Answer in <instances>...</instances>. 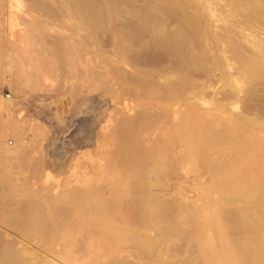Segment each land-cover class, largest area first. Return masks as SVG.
Listing matches in <instances>:
<instances>
[{
  "label": "bare ground",
  "instance_id": "obj_1",
  "mask_svg": "<svg viewBox=\"0 0 264 264\" xmlns=\"http://www.w3.org/2000/svg\"><path fill=\"white\" fill-rule=\"evenodd\" d=\"M188 2H186V0H0V25L5 23L3 21L5 18V20L13 26L16 17H19V13L26 15L25 17H31L30 22L33 21L34 24L24 29V35L28 37V40L30 39L31 43H35L34 45H36V48L40 44L41 53L39 52V48H37L38 50L36 49L40 54L43 52L48 53L49 51L47 52L45 49L47 48V50H49L48 48L51 47L50 49H55V51L58 50L57 52L60 57L61 51L63 52V47L69 50L71 49V45L68 46V44L73 43L77 47H80L81 50L85 49L87 51L86 47H89L87 53H91L93 58L90 59H94L95 56H97L96 40L98 39L99 32L105 28L106 32L102 30V35L104 32V35L107 37L106 42L110 47L112 45V50L110 51L114 49L115 52H113V54L115 53L114 56L116 55L117 58L116 64L112 65L111 68L107 65L108 68L106 69H109L112 75L114 74L113 76L117 73L116 76H118L119 80L118 78L116 79L119 82L123 79L125 85L122 87L127 96L123 95L126 99L132 96L136 97L134 99L138 101L121 102L122 108L124 110L127 109L126 112L124 111L123 113H127L129 116H122L118 119L115 118V124L111 127L112 131L110 130V133L108 132V135L106 134V138L111 140L110 143L117 144L115 145V149L117 146L120 149L119 151L117 150V152L112 151V149L114 150V144H111L112 149L110 148L109 152L111 153L112 151L115 155L113 154L109 157V154V158L104 155L106 158L103 159V156V163L96 164L95 173L89 180L85 182L82 181V184H80L77 189L72 188L66 191V188V192L62 190V193L64 192L63 194H60V191L58 193L59 196L55 199H53L54 196L50 198L46 194L47 192L45 196H42L41 192L43 190H40L41 192L39 191L38 193L41 194V196L36 194V196L31 197L30 195H32V192L28 195L30 198L25 197L27 200L24 203L23 201L20 202L21 205L14 208L9 217H5L6 219L4 218L3 220L1 219V223L17 231L20 239L23 241H30V244L34 243L35 251L23 247L20 242L15 239L6 242L1 235L0 264H208V262L211 263L214 259H209L212 255H209V258L207 257L208 255H206L205 258V252H208V254L211 253V251H206V249L208 250L212 247L210 246L211 243H217V237L218 242L221 240L225 246L227 245L225 247V251L227 252L222 253L223 249L221 250V248L220 252L222 254L228 253V256H221L218 249L219 245H216L218 248H215L214 245L213 247L215 249L212 248V252L218 249L216 250L217 253H219L218 255L227 259L226 261L223 260L225 261L222 262L223 264H264V124L260 126V128L263 126V129L258 130L259 127L256 128L251 124L249 125V123L247 125L241 124L239 120L242 115H239L240 117H236L235 115L232 120H226V122L221 124L222 127L220 126V129H215L216 126H213L216 124V121H219L220 117L218 118L217 116L218 119H216L212 117V114H209L208 103L205 100V96H207L205 91L208 89L205 88L204 90V87L200 86L201 82L198 85L196 82L197 76L195 77L198 72L203 71L202 69L205 70V68L200 67V65L204 67V64H202L199 59L206 57L205 55L208 50L206 52L202 51L204 47L201 48V44L197 40V37L203 35L204 32V36L206 37L205 41L211 42L212 39L215 42V48L213 47L214 56L219 54L222 55L226 51L227 46L224 45L226 43L234 52L233 58L239 62V64L241 63L242 71L246 72L248 75H252L253 80L256 78L253 82H258L260 85L263 83L261 86L264 87V36H262L261 32L258 30H252V27L264 29V1L239 0V3H236V7L239 8L246 5L245 10L248 12V15L244 17L241 16V19H234L233 22L229 23L232 17L239 15L233 11L231 12V20L229 19L228 21L227 19L226 23H223L227 16L222 22V18H216L217 16L213 14L214 4L211 7L206 5L209 3V0H200V3L203 4L201 8L204 6L209 13L214 15V17L210 16L212 19L216 18L215 21L218 20V22H222V25L225 24L229 28L226 30L227 27L225 28L224 26L225 29L223 28V34H218L219 36L217 38L212 37L211 39L206 33L207 30L205 31L207 27L206 23H204L206 26H203L204 20L202 21V16L196 10L195 11L199 13V15L195 14V12H193L194 9L192 12L189 11L192 9L191 7L193 5L190 4L191 6L189 7ZM122 5H125V7L127 6V10H124L126 11V15L129 16H126L125 20L122 19L124 21V28L118 27L117 24V27L111 25L114 19L117 20V11ZM195 6L193 7L195 8ZM198 9L197 7V10ZM124 10H119L120 14L123 12V15L121 14L122 16H125ZM54 17H59L60 19L68 18V23H65L70 26L72 36H65V38H58V36H55L53 39L52 35L44 33L46 29L49 30L51 26L49 20L52 18L55 19ZM53 19L51 21H53ZM21 22L19 25L22 24ZM27 23L28 25L30 24L29 19ZM227 24H229L230 27ZM199 25H202V27ZM67 28L69 34V27ZM234 28L241 31L240 33L245 29H249L248 34L245 33L244 35L242 33L245 38L241 36L248 45V49L245 47L246 45H242V42L239 43V41L236 40L235 36L238 34L235 35V32L237 33L238 31H234ZM239 36L237 37L240 38ZM100 37L99 40H101ZM25 38L20 39L19 37L20 40ZM199 39L201 41V37H199ZM241 40L242 39H240V41ZM19 42L18 40V43ZM37 42L39 44H36ZM212 43L213 42L209 44ZM26 45L27 44L24 46ZM147 45L150 46V49L153 48V51L159 47L161 50L162 48L164 50L165 48L162 47L164 45H166V49L170 47V50L168 49L169 51H165L168 52V54L170 53L171 56L175 55V58L171 57L170 54L167 55L165 52L159 54L161 56L165 54V56H163L164 58L166 55L172 59L174 58L176 67L172 59L171 64H173L175 69L171 68L169 72L166 71L169 67L164 69L166 63H164V65L163 61L169 60L168 58L161 60L163 66H160L167 72L164 74L163 72L165 71L160 73L161 71L150 70L153 66L148 68L149 70L147 68L146 70H140L139 68H132L133 70H129L127 67L129 66L130 68V64L131 67H133L135 61V57L133 56L134 58H131L133 61L130 63L128 59V55L130 56L131 54L130 52L135 51V53H138L136 50L143 47H147L146 49L148 50ZM19 46H21V44H19ZM146 49H143L145 53L147 52ZM243 49L251 53L250 58H245L243 56L241 52ZM53 50L50 51L53 52ZM139 51L141 53V50ZM210 51L213 52L211 49ZM37 52L36 54L33 53L39 56L40 54H37ZM68 52H70V50ZM104 52L107 51L104 50ZM158 52L157 49L154 53L156 54ZM111 53L112 52H110V54ZM147 53L149 54V52ZM151 53L153 52H150V54ZM48 54L45 55L48 57ZM50 54V57L52 56L53 58V53ZM67 54L64 53V55ZM71 54H73V52ZM29 55L32 56V54ZM55 56H57V53L54 57ZM39 57L43 56L41 55ZM20 59H22V57H20ZM56 59L54 62L57 61ZM34 60L35 58L33 61ZM27 61L26 63L30 62ZM197 61H200L198 62L199 64L201 63L200 65L198 64L199 67L195 65ZM39 62L41 63V61ZM78 62L80 63L81 61H77V63ZM193 62L195 63L194 67L201 68V71H193L191 68V71L196 72L194 73L195 78H193V76L191 77L189 67H186L189 69L182 68H185V64L190 66L188 64H193ZM29 64L31 65V63ZM50 64L52 65L55 63ZM127 64L128 66L126 69L131 71L128 72L130 74L124 72L122 68L123 65L125 67ZM179 64H181L180 69L182 68L184 71L177 67ZM22 65L24 64L22 63ZM26 65L24 67H26ZM30 65H28L29 67L27 68H30ZM46 66L47 68L49 67V65ZM166 66L170 65L167 63ZM192 66L193 65H191V67ZM196 67L194 70L197 69ZM16 68L17 67H15V70ZM19 68V71H21L22 67ZM50 68L52 69V67ZM102 68L104 69V67H100L101 70H103ZM93 69H95V67ZM93 69H91L92 71L89 70V75L86 74L88 78H92V80L97 78V74ZM210 69L213 70L214 67ZM234 70L236 71V69ZM10 71L12 70L10 69ZM24 71L27 70L25 69ZM113 71L115 72L113 73ZM237 71L239 72L238 69ZM61 72V76H68L64 70H61ZM70 73L73 72L71 71ZM111 73L108 75H111ZM123 73L125 74L124 77ZM16 74L20 75L19 73ZM37 74L39 73L37 72ZM21 76L23 75L21 74ZM83 76L84 75H82L81 78H83ZM77 78V80H79L80 77ZM192 78L195 81H193ZM250 78L251 76H249V79ZM160 79H162V81H160ZM107 80L110 82L109 76ZM107 80L104 81L107 83ZM115 80L112 84H117ZM221 81L222 80H220V82ZM120 83L118 84L119 86L122 85ZM202 84L205 86L206 83L204 82ZM206 85L205 87H210V84ZM107 88L109 87H105L104 89L106 90ZM248 88L250 89L249 86ZM94 89L95 88H93V90ZM111 89L112 91L115 90H113V88H110V90ZM237 89L238 87L236 85L235 90ZM135 90L141 92L138 93V91ZM245 90L248 92L247 89ZM252 90L250 91L251 94L257 91L254 89L255 92H253ZM136 92L138 95L134 94ZM219 92L216 93L218 94ZM240 92L241 90L239 93H235L240 95ZM247 92L244 93L247 95L249 94V92ZM116 93L118 92H115V95L118 96ZM213 94L215 95V93ZM123 95L121 96L123 97ZM224 96L227 97V94L223 95V97ZM242 98L239 96V99ZM230 100L233 99L231 98ZM116 103L117 102L114 104ZM118 103H120V101ZM219 103L220 102H218V104ZM230 103V105L237 107L236 102ZM132 105H134V107H132ZM220 105L222 104L220 103ZM227 106L228 105H226V108ZM133 109L138 110L136 111ZM154 109L159 111H154ZM132 110L136 112L135 115L132 114ZM152 110L153 112H151ZM211 111L214 112L216 110L211 109ZM153 114L158 117H156V120L152 119ZM207 114L211 115V117H208ZM245 117L248 118L247 115L244 116V119ZM111 118L112 117L109 116L107 120L110 121ZM161 119H165L163 122L166 121L167 127L164 126L166 125L165 123H162L164 124L163 128L167 129H161V135L159 131L158 136L160 137L156 136L154 139L149 137V139H151L147 140V138H144V135H142L144 139L140 138V135L146 130L147 125L150 124L148 133H152L154 129H156L155 122L158 120L161 121ZM221 119H224V117H221ZM245 120L242 122L246 123L247 121ZM255 121L257 120L255 119ZM158 123L156 125L160 127ZM220 123L221 120L219 121V124ZM257 126H259V124ZM160 128L158 130H160ZM158 130H155V132H158ZM164 130H166V132H164ZM153 135L152 133V137ZM110 140L105 141L106 143L103 142L105 146L108 144L110 147L108 142ZM105 152L104 150V153ZM225 152L229 153L227 154L228 157L224 156ZM200 168L203 169V173L209 175L208 181H206L207 186L203 181V186L206 187L203 189L204 192L202 197H199L200 200L202 199L199 203H197L199 198L191 201L192 197L190 199V196L183 192L188 196L187 198L190 199L189 204V199L187 200L185 196L184 198L186 200L178 196L180 192L177 193V191L181 190L182 186H179L181 189L178 188L180 182L176 183V181L181 173H184L183 176H185L186 173L189 174V172L200 174L201 171L198 170ZM119 171H121L120 173L122 174H120ZM179 172L181 173L179 174ZM48 185L49 184L46 186L45 183L46 188L51 187ZM169 187L172 188V191L177 190V195L176 193H171L172 195L168 194V192L166 193L165 188ZM153 188L159 189V192L155 189L154 192ZM14 191L20 193V195L22 193L19 192L22 191V189ZM211 203L212 205L214 204L213 210L212 206H210L211 209L209 208L212 211L206 208V204L210 205ZM7 213L9 212H6V214ZM211 216H213L214 219ZM210 217L213 219L212 221ZM203 219L207 222H204L206 224L202 223ZM1 223V227H4ZM231 231L234 232L233 234H236L234 239H229L227 236H232V233H230ZM213 232L214 234L216 232L215 235H217L214 243ZM210 237L213 239H210ZM208 238V242L211 240L212 242H209V246H207L209 248L205 247V252L203 251L201 255L199 253L201 251L200 246L204 243L207 244ZM194 241H196V246L199 245V250L194 249ZM221 243L222 242L219 244ZM222 244L220 247H222ZM195 248H198V246ZM213 256L212 258H215V253ZM216 258L217 261H219L217 256ZM214 263L212 262V264ZM220 263L221 262H219V264ZM216 264H218V262Z\"/></svg>",
  "mask_w": 264,
  "mask_h": 264
},
{
  "label": "rangeland",
  "instance_id": "obj_2",
  "mask_svg": "<svg viewBox=\"0 0 264 264\" xmlns=\"http://www.w3.org/2000/svg\"><path fill=\"white\" fill-rule=\"evenodd\" d=\"M191 1H193L194 3ZM224 1L223 0H209V3L206 4V5L211 6V7L214 4L213 5V11L215 13L213 12V14L217 16V17L215 16L216 18H219V17L222 18L221 19L222 22L225 19V17L227 16V18L224 20L223 23H226L227 19H228V21H229V19L231 20V17H232L231 12H233V11H235V13H238L239 15L236 16L237 18L232 17V20L229 21V23L233 22L234 19H236V20L241 19V16L244 17L245 15H248L247 14L248 12L245 10L246 5H243L239 8L236 7L237 4L239 3L238 2L239 0H224ZM186 2H188L189 7L191 5H193V6L196 5L195 8L193 6L191 7L192 9L189 8L190 9L189 11L192 12L194 9L193 12H195V14L199 15V13H200V15L202 16V17L200 16L202 18V21L204 20L203 26L207 25L206 29H205V27H204V29H205V31L207 30L206 33L208 34L210 39L212 37L217 38L219 35L223 34L224 29L227 26L225 24L222 25L221 24L222 22L220 23V22H218V20L215 21L216 18L212 19V17H214V15L209 13V11L204 6H203V8H201V5H203V4L200 3V0L199 1L198 0L197 1L196 0L195 1L194 0H186ZM195 2H196V4H195ZM197 3L200 5V7ZM218 5H219V7H218ZM197 7L199 8L198 10H197ZM119 8H120L119 10H124V9L127 10L126 9L127 6L125 7V5L124 6L122 5ZM119 10L117 11V14H118L116 17L117 20L114 19V21L111 22V25H114L116 27L118 25V27L124 28V21L123 20H125L126 16H128V15H126V11L124 10L125 16H122L123 12H121V14H122L121 15ZM195 10L199 13H197ZM243 10H244V12H243ZM216 11L218 12V14ZM244 13H246V14H244ZM5 14H4V16H5ZM18 16L19 17L18 18L16 17V19L13 23V26H11L5 20V18L3 19V21L5 23H2L0 25V223H1V219L3 220L5 217L6 218L9 217L12 210L14 208L18 207L19 205H21L20 202L23 201V203H24L27 200V198H30L28 195H30L32 192L34 194L32 193V195H30L31 197L36 196V194L39 196H41V194H42V196H45V193L47 192L46 194L50 198H52L54 196L53 199H55L59 196L58 193L60 191H61L60 194H63L64 192L62 193V190L65 191L66 188H67L66 191H68L72 188L77 189V187L79 188L80 184H82V181L85 182V181L89 180L93 176V174L95 173L96 166H97L96 164H99L101 162L103 163V161H104L103 159L106 158L105 156L108 157L110 154L109 157H111V155L114 154V153H112V151L117 152V150L119 151V149H120L118 146L115 149V147H116L115 145H117V144L113 143L114 144V150H113L111 148V146L113 144L110 143L111 140L109 138L107 139L106 136L108 135V132L110 133V130L112 129L111 127L114 126L115 118L118 119L119 117H122V116L123 117L129 116V115H127V113H123L124 111L126 112L127 109L124 110L122 108L123 107L122 103H124V102L126 103L128 101L138 102V101H136L137 99H134L136 97L131 96L130 97L131 99L129 97H128V99H126L125 96H127V94L124 92V88L122 87L123 85H125L123 83V79L120 80V82H122V83H120L118 81L119 80L118 76H116L117 73L115 74V76H113L114 74L112 75L111 71L108 69L109 70V72H108V70L106 69L108 67L111 68L112 65L116 64L117 58H116V55L114 56L115 53L113 54V52H115V50L113 49V51H110V50H112V48H111L112 45L110 44L111 45V47H110L109 44L106 42L107 37H106V35H104V32L102 35V30H104L106 32L105 28L99 32L98 39L96 40V47L98 48V50L96 48L97 56H95L94 59H90L93 57H92L91 53H87L89 51V47H86L87 51L85 49L81 50L80 47H77L73 43H72L73 45L68 44V46L71 45L70 46L71 49H69L70 52H68L69 51V50H67L68 48L65 49V47H63V52L66 54L68 53L69 57H68V54L64 55V53L62 51H61V53L59 52L61 54V56H63V57L66 56V57H64L65 59L61 56L59 57L58 52H57L58 50L55 51V49L54 50L50 49L51 47L48 48L49 50H47V48H46L45 50L47 52L49 51L48 52L49 54L53 53L52 54L53 58H52V56L50 57L51 54L49 55L48 53H45V52L40 54L41 53L40 52L41 46L39 47L40 44L38 42L36 44H39L37 46V48H39L40 53L37 52L36 51V49H37L36 45H34L35 43H31L30 39L28 40V37H26L24 35L25 34L24 29L26 27H29L30 25L34 24L33 21H31L33 23L30 22L31 17L27 16L28 17L27 18V17H25L26 15H23L21 13H19ZM210 16H212V17H210ZM120 17H122V18H120ZM205 17H206V19H205ZM25 18H26V20H25ZM54 18L55 19L52 18L53 21H51L52 19L49 20V24L51 26H50L49 30L46 29V31H44V33H46L48 35H52L53 39L55 36L56 37L58 36V38H63V37L65 38V36L66 37L72 36V34L70 32V26L66 24V23H68V20H67L68 18L67 19L66 18L60 19L59 17H54ZM56 18L60 19V20H57ZM28 19H29V23H30L29 25L27 23ZM42 19H44V18H42ZM19 21L20 22L22 21L21 22L22 24L19 25V23H20ZM204 23H206V25ZM53 24H54V26H53ZM26 25H28V26H26ZM227 25L229 26V24H227ZM199 26L202 27V25H199ZM224 26H225V28H224ZM67 27H69V34H68V30H67L68 28ZM227 29H229V28L227 27L226 30ZM245 30L242 31V33L244 35H245V33L248 34L249 29H245ZM252 30H258L259 32H261L262 36H264L263 35L264 29L252 27ZM47 31H48V33H47ZM234 31H238L237 33L235 32V35L238 34L237 36L242 34V33H240L241 31L236 30V28H234ZM243 34L239 36L240 38H238L237 36H235V38H236V40L239 41V43L242 42L241 44L246 45L245 47H247L248 45L243 40V38H245V37H243ZM21 35H22V38H25V37L26 38L23 40H20V39H22ZM60 35H63V36H60ZM18 36L20 37V39ZM102 36H104V37H102ZM99 37L101 40H99ZM199 37H201V41H200ZM48 38H49V36H48ZM197 38H198L197 39L198 42L201 44L200 47L201 48L204 47L202 49V51H204V52H206L207 50L209 51V52L208 51L206 52L207 54L204 53V54H206L205 55L206 57H203L204 59L203 58L199 59L202 62V64H204V67L200 65L201 63L200 64L198 63L200 61H197V62H195L196 64L194 62H193V64H188L190 66H187V64H185L184 65L185 68L184 67H182V68L183 69H189L190 68V72L192 73V74L190 73L191 77L193 76V78H195L197 76L196 82L198 83V85L201 82L200 86L204 87V90H205V88L208 89V90H206L207 92L205 91L206 95L208 96V97L205 96V100L208 103V105H207L208 111H210L209 114H212V117H214L216 119H218L220 117L219 121L221 120L220 124H219V121L218 122L216 121V124H214L213 127L216 126L215 129L218 130L222 127L221 124L226 122V120H232V118H234L235 115H236V117H240L239 115H242L240 117V120H239V122L241 121V124L247 125L249 123V125L251 124V125L255 126L256 128L259 127L258 130L263 129V126L260 128L261 124H264V122H263L264 121V100H263V98H264V87L261 86V85H263V83H261V85H260V84H258V82L257 83L253 82V81H255L256 78H254V80H253L252 75H248L246 72L242 71L241 63L239 64V62H237L233 58L234 52H233L232 48H229V46L226 45V43L224 44L225 46H227L226 51L222 55L219 54V55L214 56L213 53H214V48H215V44H214L215 42L212 39H211V42H213L212 44H209V43H211L210 41H205L206 37L204 36V32H203V35H201V36L199 35ZM208 39H206V40H208ZM240 39H242L243 41L242 40L240 41ZM18 40L20 41L19 43H18ZM243 42H244V44H243ZM19 44H21L22 47L19 46ZM25 44H27L29 46L26 45L27 46L26 47V46H24ZM30 45H32V46H30ZM107 45H108V48H107ZM149 47L150 46H148V50L150 49ZM162 47L165 48L164 50L162 48L163 51L161 50L160 47L156 48L154 51L152 50L153 48H151L148 51L146 49L147 47H145V48L143 47V48L139 49V50H141V53L139 50H136V52L138 51V53H135V51L130 52L131 53L130 56L128 55V59L130 60V63H132L131 61H133V60H131V58L133 59L134 57H135L134 60L135 61L137 60L136 61L137 63L134 61V63H133L134 66L132 65L133 67H131V64L129 63L131 69L129 68L128 64L125 67L123 65L122 66L123 71L127 72V74H130L128 72H131L129 70H133L132 68H137V69L139 68L140 70H143V69L146 70V68L148 69L151 66H153L150 68V70L153 69V70H157L159 72L161 71L160 73H162V71H165V70H163V67H161V66H163L161 60L168 59V58L170 61L165 60V61H163V64L166 63V65H167V63H168L170 66H166L164 64L165 65L164 69H167L169 67V69H167L166 71H168V72L171 71L170 69L174 68L173 64H171V59H172L171 57L175 58V55L171 56V54L169 53L171 57H168L167 55H169V54L166 51H169L170 47H167L169 50L166 49V45H164ZM23 48H24L25 52H24ZM30 48H31V51H30ZM32 48H34V49H32ZM102 48L109 53L104 52V50ZM201 48H199V49H201ZM108 49H109V51H108ZM143 49H146V51L149 52V54L147 52L145 53V50L143 51ZM157 49L159 52L155 54L154 52H156ZM210 49L213 52H211ZM247 49H248V47H247ZM26 50H27V52H29V51L30 52L27 53ZM34 50L37 52V54L38 53L40 54L39 56L42 55L43 57H39L38 55L36 56L35 55L36 52ZM50 50L51 51L53 50V52H51ZM66 50H67V52H66ZM71 51L73 52V54H71L72 53ZM110 52H112V53L110 54ZM150 52H153V53L150 54ZM161 52H163V53L165 52L167 54L166 55L167 58L163 57V56H165V54H163V53H162L163 55L161 56L159 54ZM241 52L245 58L251 57V53L248 52L247 50L243 49ZM56 53H57L58 57L57 56L54 57V55H56ZM62 53H63V55H62ZM19 54H20V56H19ZM22 54H23V56H22ZM29 54H32V56ZM45 54H48L49 58ZM12 55H14V56H12ZM156 55H158V56H156ZM104 56H105V58H104ZM20 57H22V59H20ZM26 57H27V59H26ZM34 58H35V60L33 61ZM40 58H41V60H40ZM56 58H61V59H56ZM67 58H68V60H67ZM79 58H81V59H79ZM174 58L172 59V62L175 60ZM52 59H54V60H52ZM55 59L57 60L56 61L57 63L54 62ZM27 60L30 62H28ZM38 60L41 61V63ZM46 60L49 62H47ZM102 60H104L105 62ZM20 61H21V63H20ZM23 61L25 63L27 61L28 63H26V64H28V65H30L29 63H31V65H30L31 69L27 68L29 66L26 65ZM42 61H43V63H42ZM77 61H81L80 62L81 64L79 62L77 63ZM44 62H45V64H44ZM174 62H175L174 65L176 67V61H174ZM13 63L16 66H14ZM19 63H20V65H19ZM22 63L24 65H22ZM38 63H39V65H38ZM50 63H55V64L51 65ZM106 63H108V64H106ZM145 63H146V65H145ZM98 64H100V65H98ZM183 64H182V66H183ZM194 64L197 66L199 64L200 67L205 68V70L202 69L203 70L202 72H198L199 74L197 73L195 75V77H194V73H196V72H193V71H201V68H198L199 66L198 67L195 66L197 69L194 70V68H195ZM25 65H26V67H24ZM46 65H49V67L47 68ZM78 65H80V66H78ZM96 65L98 66V68ZM103 65H106V66H103ZM107 65H109V66L107 67ZM180 65L181 64H179L177 66L179 69H180ZM191 65H193V66L191 67ZM11 66H13V67H11ZM18 66L22 67L21 71H19L20 68ZM9 67H11V68H9ZM15 67H17L16 70H15ZM50 67H52V69ZM87 67H88V69H87ZM92 67L93 68L95 67V69H93ZM100 67H104V69L102 68L103 70H101ZM126 67L129 70L126 69ZM186 67H189V68H186ZM211 67L212 68L214 67V69L213 70L210 69ZM78 68H81V69H78ZM90 68L93 69V71L97 74V78L94 80H92V78L91 79L88 78L89 70L92 71ZM161 68H162V70H161ZM182 68L180 70H183ZM191 68L193 71H191ZM10 69L12 71H10ZM22 69H23V71H22ZM25 69L27 71H24ZM71 69H73V70H71ZM234 69H236V71L238 69L239 72L238 71L236 72ZM61 70H64L68 74V76L67 75L61 76L60 75L62 73ZM76 70H77V72H76ZM71 71L73 73H70ZM166 71L163 72V74L167 73ZM28 72H30V73H28ZM37 72L39 74H37ZM65 72H64V74H65ZM78 72H80V73H78ZM97 72L99 73V75ZM114 72L115 71H113V73ZM13 73L14 74L19 73L20 75H17V74L14 75ZM25 73L28 75H26ZM110 73L112 76L108 75ZM21 74L23 76H21ZM30 74H31V76H30ZM86 74H88V75H86ZM39 75H41V76H39ZM76 75H77V77H80V78L82 77V75H84V76H83V78H81V79L79 78V80H77L78 78L76 77ZM78 75H80V76H78ZM65 76H66V78H65ZM108 76L110 78V82H109V80H107ZM124 76H125V74L123 73V77ZM249 76H251L250 79H249ZM84 77H85V79H84ZM231 77H232V79H231ZM114 78L115 79L118 78V80L116 79L117 82ZM111 79H112V81H111ZM219 79L222 81L220 82ZM96 80H98V81H96ZM104 80H107V83ZM114 80H115V83H117V84H114V83L112 84V82H114ZM87 81L90 83H88ZM160 81H162V79H160ZM193 81H195V80L193 79ZM92 82H94V83H92ZM204 82L208 85L210 84V87H208V88L205 87V86H207L206 84H205V86H203L204 84H202V83H204ZM119 83L122 85L119 86L118 85ZM106 84H108L109 86ZM236 85L238 87L237 90L240 89L242 94L244 92H247L245 89L248 90L249 94L246 95V93H244L245 95L243 94V96H244L243 97L241 92H240V95H239L238 93L240 90L239 91L235 90ZM71 86H77V87H71ZM104 86L109 87V88H107L105 90ZM248 86L250 87L251 90L253 87V90H252L253 92H255L254 89L257 90L255 92L256 94L253 92H252L253 94H251L250 93L251 90L248 88ZM257 86L259 87V89ZM124 87H126V86H124ZM127 87H128V85H127ZM77 88H78V90H77ZM93 88H95L96 90L95 89L93 90ZM110 88H113V90L114 89L115 90L112 91V89L110 90ZM233 89L235 90V92H238L237 93L238 96L234 92ZM72 90H74V91H72ZM117 90H119V91H117ZM211 90H212V92H211ZM108 91H109V93H108ZM135 91H138V90H135ZM135 91H133V92H135ZM230 91H232L233 93ZM115 92H118L119 94L120 93L121 94L119 95L118 93H116L118 95V96H116ZM140 92L141 91H138V93H140ZM216 92H219V93L217 94ZM138 93L136 92L134 94L138 95ZM213 93H215V95ZM228 93L231 95H229ZM234 93L236 94V100H239V101L235 100V94ZM226 94H227V97L224 96L225 97L224 98L223 95H226ZM121 95H123V97ZM251 95L253 98L251 97ZM232 96H234V97H232ZM239 96L241 98L242 97L243 98L239 99ZM231 98L233 100H230ZM213 99H214V101H213ZM119 101H120V103L122 101H124V102H122L120 104V103H118ZM115 102H117V103L114 104ZM218 102H220L222 105H220V103L218 104ZM230 102H234V103L236 102L237 107L234 105H230L231 104ZM223 103H225V104H223ZM226 105H228L227 108H229V109L226 108ZM222 106H224L225 108ZM232 106H234V107H232ZM130 107H131V105H130ZM132 107H134V105H132ZM214 107H216V108H214ZM157 109H154V111H159ZM211 109H215L216 111L212 112ZM133 110H136V109H133ZM133 112H132V114L135 115L136 112L135 111H133ZM151 112H153V110ZM137 113H139V112H137ZM245 115H247V117H248V118L245 117V119H247V120L244 119ZM249 115L254 119H252ZM109 116H111L113 118V119L111 118L110 121L107 120V118ZM207 116L211 117V115H208V114H207ZM217 116H218V118H217ZM150 117H151V115H150ZM152 117H153L152 119H154V120H156L158 118L156 115L154 116V114L152 115ZM221 117L222 118L224 117L225 120L221 119ZM243 119L247 122L243 123L242 122V121H244ZM255 119L259 122L260 121H262V122L259 123V122L255 121ZM164 120L163 119H161V121L158 120L159 123H158V121L155 122L156 129H154V132H152L154 134L153 137H152L151 132L148 133V130H149L148 127L150 125L148 123L149 125L146 126L147 131L145 130L146 132L144 131V133L140 135V138L141 139L147 138V140H148L149 137H151L152 139H154L156 136L159 135L158 134L159 131H160V135H161V133H162L161 129H167V128H163L164 126L167 127V124L165 123L166 121L163 122ZM162 122L165 123L166 125H164ZM157 123L159 124L158 126H160L161 128L157 127V125H156ZM160 123H161V125H160ZM258 124H259V126H257ZM159 128H160V130H158ZM155 130H158V132L156 131L157 132L156 133ZM164 132H166V130H164ZM145 133H146V136H148V137L145 136ZM147 134H149V135H147ZM90 135H91V137H90ZM142 135H144V138L142 137ZM158 137H160V136H158ZM107 140H110V141H108L110 144V147L108 144H106V146H105V144L103 143ZM110 148L112 149L111 153L109 152ZM104 150L106 151L105 153H104ZM102 153H104V154H102ZM227 154H229V153L225 152L224 156L228 157ZM213 156H214V154H213ZM102 157H103V159H102ZM209 157L211 158L210 155H209ZM209 157H207V158H209ZM215 157H217V156H215ZM198 170L201 171L200 174L194 173V172H191V173L189 172V174L186 173L185 176H183L184 173L179 172V174L180 173L181 174H180L179 178L177 179L176 183L180 182L178 184V188H180L179 186L181 185L182 189L180 188L181 190H178V191L173 190L172 191V188L169 187V188H165V192L166 193L168 192V194H171V193L175 194L176 191H177V193L180 192L182 195L179 193L178 194L179 197H182L183 199H185L188 196H190L189 197L190 199L192 197L191 201H193L194 199L197 200L200 196L202 197L203 192H204L203 189H205L204 187L207 186L206 181H208L209 175L207 173H203L202 168H200ZM120 172L121 171H119V173ZM120 174H122V173H120ZM196 174H197V176H196ZM181 175H182V177H181ZM191 176H193V177H191ZM200 179H201V181H200ZM192 180H193V182H192ZM196 181H197V183H196ZM203 181H204V184L206 186H203ZM173 182H174V180H173ZM45 183H46V186H47V184H49L48 186L49 187L51 186V187L46 188ZM41 184H43L44 186ZM41 186H43L44 188ZM68 186H70V187H68ZM183 186H185V187H183ZM17 188L19 190L22 189V191H19V192H22L21 195H20V193L14 191V190H18ZM40 188H43V189H40ZM184 188H186V189H184ZM154 189L157 192H159V189L157 190L156 188H153L154 192H155ZM168 189H169V191H168ZM40 190H43V191L41 192ZM196 190H198V191H196ZM39 191L41 192V194H38ZM183 192L186 193L188 196L185 195ZM177 193H176V195H177ZM184 196H185V198H184ZM25 197H27V198H25ZM189 198H187V200ZM190 199L188 200L189 204H190ZM201 201H202V199L200 200V198H199L197 200V203H199ZM206 206H207L206 207L207 209H209L210 206H212V210H213L214 204L213 205H212V203L210 205L206 204ZM212 210H210V211H212ZM6 212H9V213H7L8 215L6 214ZM211 217L214 219L213 216H211ZM212 218L210 219L211 221L213 220ZM204 222H206L205 219H203L202 223H204ZM206 223H204V224H206ZM1 224H3V223H1ZM1 226L2 225H0V237L2 235L4 241L10 242V241H13L15 239V240L19 241L23 247H26V248H29V249L35 251V249H34L35 244L34 243L30 244L29 243L30 241L28 242L27 240L23 241L22 239H20L17 231L12 229L11 227L6 226L5 224H3V226L6 228L1 227ZM213 227H214V225H213ZM7 228H8V230H7ZM230 233H232V236L227 235L228 238L234 239L236 237V234H233L234 232H232V231ZM213 234H214V232H213ZM213 234H212V236H213ZM215 234H216V232H215ZM215 234L213 236L214 239L212 237H210V239H213V243H214V241L217 240V243L215 242L214 244H212L211 243L212 240H211L209 242L211 243L210 246H212V247H210V248L207 247V246H209V242H208L209 238H208L207 239L208 245L206 243H204L205 245L204 244L201 245L200 246L201 251L199 253L202 255L203 251L205 252V247L209 248L210 250L206 249V251H211V253L208 254V252H205L206 254L204 257L206 258V255H208L207 257L209 258L212 255L211 258H209V259H214V261L209 260V261H211V263L208 262V264H212V262L213 263L218 262V264H219V262H221L220 264H223L222 262H225L227 259L220 257V255H218L219 253H217L216 250L219 249V252H220L223 249L222 253H224V252L226 253L227 251H225V247L227 245L225 246L223 241H221L219 239L220 242H222L224 244L223 245L221 243L222 247H220L221 244H219L220 242H218V237L216 238L217 235H215ZM215 238H216V240H215ZM194 243H193L194 249L199 250V245H197L198 248H195V247H197L196 241H194ZM214 245H215V248H218V247L219 248L216 249L215 252H214V250L212 252V248H214L213 247ZM216 245H219V246L217 247ZM220 248H221V250H220ZM214 253H215V258H212V257H214L213 256ZM222 253H221V256L222 255L228 256V253L227 254H222ZM45 255H43V256H45ZM216 256L219 258V261H217ZM226 258H228V257H226ZM215 259H216V261H215ZM223 260H225V261H223ZM216 263H214V264H216Z\"/></svg>",
  "mask_w": 264,
  "mask_h": 264
}]
</instances>
